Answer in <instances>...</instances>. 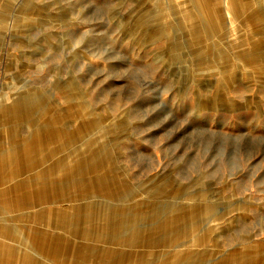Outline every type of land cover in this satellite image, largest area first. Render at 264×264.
<instances>
[{
	"label": "rangeland",
	"instance_id": "obj_1",
	"mask_svg": "<svg viewBox=\"0 0 264 264\" xmlns=\"http://www.w3.org/2000/svg\"><path fill=\"white\" fill-rule=\"evenodd\" d=\"M192 1L0 0V264H264V0Z\"/></svg>",
	"mask_w": 264,
	"mask_h": 264
},
{
	"label": "bare ground",
	"instance_id": "obj_2",
	"mask_svg": "<svg viewBox=\"0 0 264 264\" xmlns=\"http://www.w3.org/2000/svg\"><path fill=\"white\" fill-rule=\"evenodd\" d=\"M194 1V0H193ZM192 1V2H193ZM237 2H240L241 0H236ZM220 6L218 8L219 14L221 16H224L229 20V24L231 28L235 26L234 21V12L233 10L239 8L237 7L238 4L234 3V0H219ZM2 159H0V163H2ZM13 170V167L10 168V170ZM2 168H0V179L2 177ZM12 176V175H11ZM10 176V177H11ZM9 177V178H10ZM17 180H20V177L16 178ZM0 210H2L5 214H10L11 212L15 211V205L18 204L19 201H21L22 198H24L26 195H28V191H19L20 194H16L15 185H13L10 182H6L5 180H0ZM2 219V218H1ZM5 224H8V222H4ZM72 225L75 226L76 229L80 228L82 225L78 222H72ZM6 231L4 224L0 223V252L7 246L5 244L6 242ZM34 248L37 250V248L34 246ZM2 261H0L1 263ZM54 263V262H53Z\"/></svg>",
	"mask_w": 264,
	"mask_h": 264
}]
</instances>
